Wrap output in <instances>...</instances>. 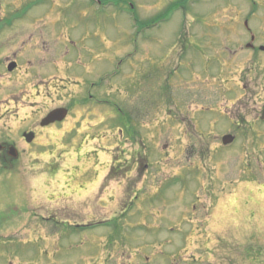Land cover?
Returning <instances> with one entry per match:
<instances>
[{
	"label": "rangeland",
	"instance_id": "1",
	"mask_svg": "<svg viewBox=\"0 0 264 264\" xmlns=\"http://www.w3.org/2000/svg\"><path fill=\"white\" fill-rule=\"evenodd\" d=\"M63 1L70 3L68 8H75L76 13L87 15L77 23V29L74 30L78 34L76 38L83 34L86 41L97 47L94 57H98V62H103L104 65L103 82L108 88L107 99L111 104L119 103L122 110V113H116L115 108L108 106L109 111H114L116 115H110L113 123L103 129L115 130L118 126L117 119L122 121L119 125L125 129L126 121L130 118L134 122L137 140L147 143L149 137L146 136L151 127V140L155 144L151 145L149 158L152 159L150 165L154 183L147 191L137 188L131 193L127 210L120 213L123 215L120 225L113 219L103 227L86 229L95 216H100L97 214L102 209L110 206L99 202L101 183L96 184L95 189H90L87 194L74 189L76 179L84 172L73 166L78 161L87 164L89 159L97 157V153L101 155V147L97 143L102 142L104 136H96L100 139L93 142L94 133L88 131L90 128L94 129L92 119L87 121L88 118L80 120L79 115L75 118L71 116L63 130L55 131L51 140L46 139L51 147L45 149L44 160L36 161L35 165L31 163L34 161L29 162L28 188L30 192L33 188L38 189L34 191L33 201L36 202L27 206L26 213L30 216L32 212L39 213L43 206L53 207L60 218L57 221L33 220L26 230L14 235L13 243L22 249L20 257H25L24 260L22 257L19 260L18 257L16 262L81 264L86 260L85 264L88 261L93 264L99 258L95 251L99 244L96 239L105 236L110 238L113 233L114 238L125 234L141 238V249L144 248L147 256H138L140 264H170V259L176 256V252L182 257L176 264H212L214 259L209 254L205 255L206 250L217 244L222 249L224 243L233 244L229 249L230 256L217 252L222 264H264V238L257 235L264 232V225L258 224L260 221L257 217L254 220L250 217V206L243 197L238 200V195L229 196V192L235 189L244 192L248 179L243 176L245 145L236 142L224 146L221 142L224 134H236L237 130L230 118L234 120L239 115L233 109L227 111L224 105L226 100L222 98L216 85L224 68L216 56L219 28L214 24V10H225L227 7L224 3L221 0H96L97 3L90 0H59L56 3ZM98 2H104L108 6L102 7ZM231 4L235 10L244 13L251 5L247 0H233ZM51 5L50 0H6L2 6L0 1V9L19 11L27 10L30 6L29 14L32 16ZM160 15L163 16L159 17ZM220 19L223 20V17ZM92 21L96 23L93 24ZM184 30L188 32V36L181 45L179 36ZM213 31L214 42L212 36H208ZM261 35L260 43L264 45V32ZM243 68L241 63L234 68L239 85L245 83L238 75ZM250 71L251 67L248 66L244 72ZM255 83V79L252 80L251 84ZM237 93L234 102L240 104L243 94L240 91ZM218 103L220 105L217 111H207L205 108H214ZM200 105L204 106V110ZM231 105L232 103L229 104ZM120 116H123V120ZM78 121L82 125L76 134L74 129ZM131 142L126 144V150L132 148ZM109 147H115V143H109ZM61 152H67V156H77L72 159L65 156L62 160L58 158ZM259 180L262 181L260 176ZM111 191L108 188L104 196L108 195L112 199ZM224 194L226 196L223 198L229 199L231 203L235 202L232 208L238 210L231 222L225 224L231 225L235 221L239 222L240 227L233 229L232 234L224 239H215L213 243L206 241L204 236V244L194 234L201 232L203 227L209 232L216 228L213 221L208 225L207 220L210 218H206L207 212L211 211V203L216 204L217 197ZM248 195L249 193L246 197ZM230 204L222 202L223 207H229ZM157 208H163L164 212L160 221L162 227L157 232L167 239L166 243L154 242L152 231L137 224L144 218L150 219V224L155 223L153 219L157 216L151 217L154 214H148L151 209L156 212ZM225 211L223 210L222 215ZM72 217L75 219H71ZM21 222V217L12 214V228ZM251 228V232L246 234ZM38 237L44 240H37ZM149 237L151 240L148 245ZM50 239L56 240L54 246L61 248L56 256L53 250L49 253L50 256L40 250L49 247ZM70 243L75 250L67 257L64 256L63 249ZM135 244L138 246V242ZM157 244L159 248L155 250L153 247ZM161 244L164 246H160ZM108 245L113 247L112 239ZM179 248L181 249L176 251ZM247 249L253 258L247 256ZM80 253L87 254L81 256ZM94 254L96 255L92 256ZM109 260V264H138L139 261L132 251L130 253L118 249L114 250V256Z\"/></svg>",
	"mask_w": 264,
	"mask_h": 264
},
{
	"label": "flooded vegetation",
	"instance_id": "2",
	"mask_svg": "<svg viewBox=\"0 0 264 264\" xmlns=\"http://www.w3.org/2000/svg\"><path fill=\"white\" fill-rule=\"evenodd\" d=\"M0 1L2 6L6 0ZM50 1L54 5L34 16L28 10L12 9L13 12L11 8L0 9V264H18V257L19 260L21 257L22 260L25 259L20 257L22 249L13 243L12 238L26 230L30 222L38 219L57 221L60 218L53 207L43 206L39 213L32 212L31 216L25 211L28 205L36 202L29 201V162L44 160L45 149L51 147L46 139L51 140L55 131L63 130L71 116L75 118L79 115L80 120L92 119L94 126L108 128L109 125L108 88L103 82V62H98V57H94L97 47L86 41L83 34L77 36V39L78 34L74 32L80 18L87 15L76 13L75 8H68V2L55 8L53 6L59 0ZM221 1L227 8L214 10V24L219 28L216 55L224 68L217 80L222 82L217 85V90L220 89L219 93L226 100L224 105L227 111L233 109L239 112L234 120H230L237 130L236 141L245 145L243 171L248 178V188L252 191V183L257 182L259 176L262 180H259L258 186L261 197L259 200L263 204L260 215L264 225V120L261 119L264 110V56H256L264 54L260 43L261 33L264 32V0H247L251 5L245 13L235 10L231 4L233 0ZM242 3L245 4V1ZM18 22L21 24L18 25ZM238 63L244 66L238 74L245 81L242 85L237 84V74L232 72ZM248 66L251 71L244 72ZM254 79L256 83L251 84ZM238 91L243 94L242 103L235 104ZM54 96L56 97L53 98ZM57 109H67V117L62 122L44 126V118ZM119 123L118 119L116 135L119 139H124L125 130ZM75 124L74 131L77 126L82 125L79 121ZM130 134L135 135L132 128ZM61 157L60 154L58 158ZM110 158L103 161L95 158L94 167L84 171L76 179L81 182V179L84 181L91 175L94 176L87 181H90L91 187L101 183L99 202L110 206L102 209L97 214L100 216H95L89 226L103 227L113 219L120 225L131 193L141 178L147 181L152 175L145 158L135 149L128 153H111ZM77 168L76 166V170L80 169ZM110 184L115 185L111 191L112 199L108 195L104 196ZM77 188L85 190L86 186L79 184ZM12 214L21 217L22 221L13 228L12 223L10 224ZM137 224L140 225L139 222ZM261 236L264 238V232ZM110 239L113 240V247L108 245ZM37 240L44 239L38 237ZM54 241L56 240L50 239L49 247L40 250L48 253V256L54 251L56 256L61 248L54 246ZM96 241H99L95 248L98 259L105 256L102 264H109L115 249L139 251L135 244L138 242L139 245V238L127 234L114 238L111 233L110 238L100 237ZM74 250L75 247L70 243L63 249L64 256H71ZM262 252L264 253V248ZM86 254L80 253L81 256ZM247 256L254 257L249 249ZM85 261L81 264H85ZM20 262L19 264H23Z\"/></svg>",
	"mask_w": 264,
	"mask_h": 264
},
{
	"label": "water",
	"instance_id": "3",
	"mask_svg": "<svg viewBox=\"0 0 264 264\" xmlns=\"http://www.w3.org/2000/svg\"><path fill=\"white\" fill-rule=\"evenodd\" d=\"M66 114V111L65 110H58L56 112H53L47 119H45V124H48L49 122H53L55 121L56 119H62V117ZM264 115V114H263ZM60 116V117H59ZM264 117V116H263ZM234 140V137L231 136V135H228V136H225L223 138V143L225 145H228L230 143H232Z\"/></svg>",
	"mask_w": 264,
	"mask_h": 264
}]
</instances>
